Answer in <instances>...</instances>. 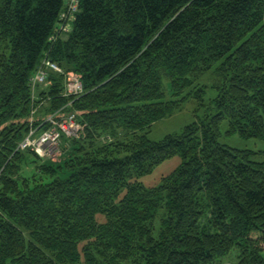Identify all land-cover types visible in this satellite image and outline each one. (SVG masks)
<instances>
[{
	"label": "trees",
	"instance_id": "obj_1",
	"mask_svg": "<svg viewBox=\"0 0 264 264\" xmlns=\"http://www.w3.org/2000/svg\"><path fill=\"white\" fill-rule=\"evenodd\" d=\"M62 6L0 0V264H264V152L219 143L223 122L264 141V0H79L70 33L49 43ZM46 55L63 73L33 98ZM69 72L78 98L62 95ZM208 72L219 83L206 104ZM192 97L203 116L150 141ZM42 102L76 116L58 165L16 151L33 108L46 129ZM29 156L40 163L23 178ZM174 156L181 165L145 188Z\"/></svg>",
	"mask_w": 264,
	"mask_h": 264
},
{
	"label": "rangeland",
	"instance_id": "obj_2",
	"mask_svg": "<svg viewBox=\"0 0 264 264\" xmlns=\"http://www.w3.org/2000/svg\"><path fill=\"white\" fill-rule=\"evenodd\" d=\"M49 43H52V42H49ZM4 47H5V45H1L0 53L6 52V54H8V50H5ZM58 69L61 71V73H63L59 67H58ZM75 76H77V75L74 73H71V72L64 74L65 81H66V79H68L70 77H74V78L69 79L70 81H72L75 79ZM65 81H64V86L66 84ZM218 83H219V80L213 72H208V73L202 75L201 77H199L197 85H198V87H204L205 88L204 102L206 104L209 103V101L212 100L216 96L214 87L216 85H218ZM48 86H49V83L46 80L45 84H42V88L44 89V88H47ZM82 89H83V87H82ZM163 90L165 93V100H170V99L174 98L170 95L169 84L167 83V81H163ZM72 91L74 92L73 89H72ZM65 93L66 92H63L62 95L64 96ZM82 94H83V91L80 94H76V95L74 94V95L69 96V97L78 98ZM35 96H36V94H35ZM64 97H66V96H64ZM47 109H48V104H46V102L45 103L42 102V112L40 114H42V119L44 118L43 124L46 125L45 128L48 127L47 124H48L49 119H55L57 121V120H59L58 117L64 116L63 113H61V111H55L49 115H46ZM32 110H35V116H34L35 118H36V116H39L38 115L39 113L36 112V109L33 108ZM203 113H204L203 110L198 111V100L194 97L189 98L184 103L183 109L181 111L176 112L171 117H168V118H165L161 121L156 122L152 126V128H151V130L147 136H148L150 141H155V142L160 141L165 136H167L169 134L180 132L185 126L196 121V115L199 114V116L202 117ZM227 129H228V124L226 122H223L222 126H221V130H220L221 131V137L219 138V143H221L225 146H228L230 148H233V149L247 150V151L254 152L255 155L252 157L253 160L258 161V162L262 161L261 153L264 152V141L257 140V139L243 140V139L239 138L237 135L228 136L226 134ZM43 132L44 131L42 130V133ZM64 148H66V145H64L62 143L58 149H57V145H55L52 148V150L48 156L42 157V159L39 157L38 158L41 159L42 162L45 161V159H47L46 161H50L51 163L58 165L59 163L63 162L68 157V156L64 155V154H66L64 151ZM43 158H45V159H43ZM36 161H37V164H35ZM39 163H40L39 160L33 158L32 156H29L28 159L26 160V162L22 165L21 176L23 178L32 177V175L36 173L35 167ZM180 165H181V158L179 156H174L168 160H165L161 164L157 165L152 170L151 173L144 175L139 181L143 184V186L145 188L158 187L161 184L162 178L171 174ZM97 219L99 222L104 221V218L102 215H98Z\"/></svg>",
	"mask_w": 264,
	"mask_h": 264
},
{
	"label": "built area",
	"instance_id": "obj_3",
	"mask_svg": "<svg viewBox=\"0 0 264 264\" xmlns=\"http://www.w3.org/2000/svg\"><path fill=\"white\" fill-rule=\"evenodd\" d=\"M78 4L79 0H63L62 10L59 13L57 25L55 26V33L49 38V42H54L58 38L70 33L76 13L78 12ZM49 72L61 73L57 65L49 60L46 55L29 81L33 98H35L36 88L42 87V84H45ZM70 78L65 81L64 92L66 93L64 96L66 97L80 94L83 91V85L80 81L81 78L75 76V79L72 81L69 80ZM34 116L35 110H31L29 117L31 123L30 131L22 142L18 144L16 151H30L42 159V157H46L50 154L55 145H57L58 149L63 138H72L78 129L76 116L70 113L58 117L59 120L57 121L55 119H49L47 124L48 127L46 130H43L44 132L42 133V130H39V128L32 127Z\"/></svg>",
	"mask_w": 264,
	"mask_h": 264
},
{
	"label": "bare ground",
	"instance_id": "obj_4",
	"mask_svg": "<svg viewBox=\"0 0 264 264\" xmlns=\"http://www.w3.org/2000/svg\"><path fill=\"white\" fill-rule=\"evenodd\" d=\"M27 136V135H26Z\"/></svg>",
	"mask_w": 264,
	"mask_h": 264
}]
</instances>
